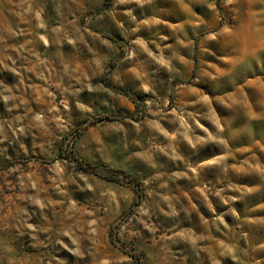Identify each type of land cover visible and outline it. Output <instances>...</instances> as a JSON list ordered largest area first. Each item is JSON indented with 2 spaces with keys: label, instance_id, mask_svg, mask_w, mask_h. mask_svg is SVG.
<instances>
[{
  "label": "rangeland",
  "instance_id": "rangeland-1",
  "mask_svg": "<svg viewBox=\"0 0 264 264\" xmlns=\"http://www.w3.org/2000/svg\"><path fill=\"white\" fill-rule=\"evenodd\" d=\"M0 61V120H43L0 136V217L52 230L0 228L15 264H264V0H0Z\"/></svg>",
  "mask_w": 264,
  "mask_h": 264
},
{
  "label": "clouds",
  "instance_id": "clouds-1",
  "mask_svg": "<svg viewBox=\"0 0 264 264\" xmlns=\"http://www.w3.org/2000/svg\"><path fill=\"white\" fill-rule=\"evenodd\" d=\"M120 3H125L127 2V0H119ZM145 2V0H137V3H141L143 4ZM229 2H231V0H229ZM153 23H160V21L158 20H153ZM41 27H43V25H41ZM228 29L224 28L222 30L223 32H227ZM221 33V34H222ZM68 43L72 44L73 47L76 46V39L71 38V37H67ZM208 39H215V36H209L207 37ZM41 39L44 40V43L47 44L48 41L46 38L41 37ZM137 43H143L142 41H137ZM2 62V61H0ZM161 63L167 64V61H164L161 58ZM13 71H16L15 68L12 69ZM169 70H171L170 66H169ZM0 88H3V91H0V99H2L5 104H8L9 101H15L17 99H19V97L11 94L12 90L10 88H4L2 84H0ZM92 88L89 85V91H91ZM145 90L147 91L148 89L145 87ZM5 93H8V95H6ZM65 107H67V102L65 101ZM150 103V102H149ZM16 105H14L15 107ZM77 107L78 108H83L84 106L79 104L77 102ZM9 111H11V108L9 109ZM88 111H91L90 109H88ZM27 119L26 116H17L15 117V119L13 121H6V120H0V136H3L6 134L5 132V125H7V128L12 132L13 135L15 136H19V135H24L25 132L29 129H31L32 127H40L43 128V120L42 117L39 115H36L33 117L34 120L36 121H40L39 125H33V123L31 121H29L28 123H24V121ZM19 125V126H17ZM217 126L219 127V122L217 121ZM157 127H159V125H157ZM221 131H223V129H220ZM189 143H191V141H189ZM42 147V145H41ZM21 148H24V145H21ZM26 151V148H25ZM215 163V161L213 162ZM179 175V174H178ZM63 182V181H61ZM34 186V185H33ZM31 202L34 203L35 205H37L41 211H43L45 208L49 207L51 204H53L54 202L52 201H44L41 200L39 198H30ZM173 213H175V209H173ZM8 217H10V222L6 221L5 218L0 217V228H2L5 224H7V227L9 229H18L19 232V236H24L25 235V231L29 232L31 234V239L32 241L36 242V244H45V241H42L39 239V233L40 232H52V230L50 228H44V229H39L37 228L34 224L28 223V220L23 218V217H18V216H12L11 212H9L7 214ZM218 220H220L221 223H223V218L222 217H218ZM92 223L94 224L95 221H92ZM55 234V233H53ZM62 236H68L71 238L72 243L79 245V240L80 237L76 236L75 232L72 230L71 227L68 228H63L61 227V229L59 230V234L55 240V243L57 244H62L64 248H68L67 244H64L63 239H60L59 237ZM176 236H179L183 239L188 240L190 243H192L193 246H196L197 244V240H203L204 237H196L195 239L190 235L187 234L185 232H179L176 234ZM174 239V237H173ZM52 241V236H49V242ZM30 246H35L30 245ZM223 247V246H222ZM69 251H72V249H68ZM14 252V249H12L11 247H9L2 238H0V264H5V261H7V264H15V260L12 258V254ZM77 255H83V253L80 252L79 247L76 248L75 250ZM237 249L235 246L229 245L226 248V251H221L219 253V255L221 257L225 256V255H230L232 257L233 260H238L239 257L237 256ZM102 264H109L108 260H104L102 261ZM217 264H219V261H217Z\"/></svg>",
  "mask_w": 264,
  "mask_h": 264
},
{
  "label": "trees",
  "instance_id": "trees-1",
  "mask_svg": "<svg viewBox=\"0 0 264 264\" xmlns=\"http://www.w3.org/2000/svg\"><path fill=\"white\" fill-rule=\"evenodd\" d=\"M85 168H89L90 166L89 165H83ZM111 178V177H110ZM111 180H114V179H111Z\"/></svg>",
  "mask_w": 264,
  "mask_h": 264
}]
</instances>
